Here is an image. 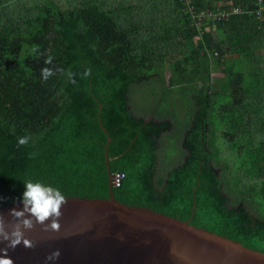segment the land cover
<instances>
[{"label": "trees", "instance_id": "16d2710c", "mask_svg": "<svg viewBox=\"0 0 264 264\" xmlns=\"http://www.w3.org/2000/svg\"><path fill=\"white\" fill-rule=\"evenodd\" d=\"M217 1L241 12L203 21L195 41L183 0H0V206L29 179L108 198L109 166L112 182L124 173L120 202L264 253V1L190 3ZM44 67L71 69L76 83L59 71L45 82ZM152 79L161 111L133 113L129 88ZM177 104L182 157L166 174L158 153Z\"/></svg>", "mask_w": 264, "mask_h": 264}, {"label": "water", "instance_id": "95a60500", "mask_svg": "<svg viewBox=\"0 0 264 264\" xmlns=\"http://www.w3.org/2000/svg\"><path fill=\"white\" fill-rule=\"evenodd\" d=\"M108 171V198L65 196L60 232H44L41 225L27 231L36 247L10 249L14 264H46L57 249L60 258L47 264H264L263 252L197 227L190 218L120 202L114 197L109 166ZM13 208L22 210L21 200L0 206L6 222L12 220Z\"/></svg>", "mask_w": 264, "mask_h": 264}, {"label": "clouds", "instance_id": "9594fccd", "mask_svg": "<svg viewBox=\"0 0 264 264\" xmlns=\"http://www.w3.org/2000/svg\"><path fill=\"white\" fill-rule=\"evenodd\" d=\"M39 52V46L33 45L31 53L36 55ZM53 57L48 56L45 64H51ZM59 71L65 75L69 82L76 83L75 73L71 69L65 71L63 69H52L44 67L40 70L43 81H47L51 76ZM82 78L91 76V69H85L81 74ZM31 137L24 136L18 138V145L25 146L29 143ZM25 190L22 194L21 203L23 204L22 210L13 208L9 211L11 221L5 220L3 213H0V244L5 247L0 248V264H14V261L8 257V251L15 250L18 246L23 244L25 248H35L36 244L26 237V232L33 230L36 225H41L44 232H56L61 230L59 222L63 215L62 208L67 203V199L63 192L50 184L42 182H34L32 180L23 181ZM61 256L59 249L51 252L46 257L47 262L57 261Z\"/></svg>", "mask_w": 264, "mask_h": 264}, {"label": "rangeland", "instance_id": "374dc122", "mask_svg": "<svg viewBox=\"0 0 264 264\" xmlns=\"http://www.w3.org/2000/svg\"><path fill=\"white\" fill-rule=\"evenodd\" d=\"M215 74V73H214ZM162 94V89L158 79H152L151 82H144L141 84L133 85L129 88V104L132 108L133 113L135 114H147L152 110H158L160 108V102ZM168 103L169 102H162ZM179 109L180 114H179ZM161 111V108H160ZM184 110L180 108L179 104L176 106V113L173 116L174 130L169 132L165 138L164 145L158 153L159 157V169L166 172L172 168L175 163L181 161L182 154L179 152L180 145L175 142L177 138V132L180 131V125L182 122H179V118L184 120ZM183 129V128H182ZM165 174V175H166Z\"/></svg>", "mask_w": 264, "mask_h": 264}, {"label": "built area", "instance_id": "2783aa9c", "mask_svg": "<svg viewBox=\"0 0 264 264\" xmlns=\"http://www.w3.org/2000/svg\"><path fill=\"white\" fill-rule=\"evenodd\" d=\"M183 1H185L187 4L186 10L191 16L192 24H194L195 27L198 29V36L195 38V40L199 39L201 33L200 27L202 26L203 21H206L208 19H212V20L228 19L229 16L241 12V9L238 6H235L231 1H228L226 6L223 5L222 1H217L212 8L206 7L204 9H199V10L194 8V6L190 3V0H183ZM261 1L264 0H258V2ZM256 13L260 14L259 10H257ZM123 177H124V173L122 171L115 172L113 174V185L117 187L120 186Z\"/></svg>", "mask_w": 264, "mask_h": 264}, {"label": "crops", "instance_id": "0c3cea01", "mask_svg": "<svg viewBox=\"0 0 264 264\" xmlns=\"http://www.w3.org/2000/svg\"><path fill=\"white\" fill-rule=\"evenodd\" d=\"M196 41V40H195ZM145 118H155V114H149V116H145ZM158 117H156V119H157ZM181 162V161H180Z\"/></svg>", "mask_w": 264, "mask_h": 264}]
</instances>
